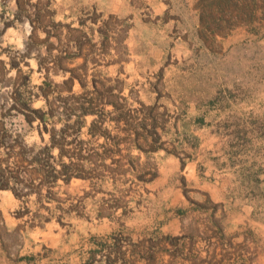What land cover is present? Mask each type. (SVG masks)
<instances>
[{
	"label": "rangeland",
	"instance_id": "rangeland-1",
	"mask_svg": "<svg viewBox=\"0 0 264 264\" xmlns=\"http://www.w3.org/2000/svg\"><path fill=\"white\" fill-rule=\"evenodd\" d=\"M0 264H264V0H0Z\"/></svg>",
	"mask_w": 264,
	"mask_h": 264
},
{
	"label": "trees",
	"instance_id": "trees-1",
	"mask_svg": "<svg viewBox=\"0 0 264 264\" xmlns=\"http://www.w3.org/2000/svg\"><path fill=\"white\" fill-rule=\"evenodd\" d=\"M48 84L45 81H42L40 84L35 85V91H30L28 89L20 88L13 89L9 96V107L19 111L22 114V117L26 123H29L30 120L37 118L38 122L45 121V115L49 116V106L46 110H41L40 108L31 107V103L34 98L42 96L44 100V105L47 106L46 93L45 90ZM86 111H81V114ZM52 146V141L49 139V144L44 145L40 150L47 151ZM24 151H28L29 147L22 148ZM21 149V150H22ZM3 186V185H2Z\"/></svg>",
	"mask_w": 264,
	"mask_h": 264
}]
</instances>
